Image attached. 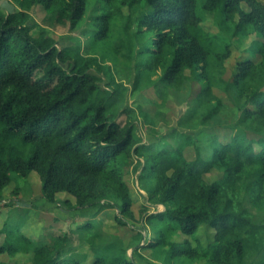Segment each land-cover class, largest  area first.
Instances as JSON below:
<instances>
[{
  "label": "trees",
  "instance_id": "trees-1",
  "mask_svg": "<svg viewBox=\"0 0 264 264\" xmlns=\"http://www.w3.org/2000/svg\"><path fill=\"white\" fill-rule=\"evenodd\" d=\"M17 1L23 10L43 8L49 27L67 23L75 28L90 8L93 28L85 32L88 58H83L77 51L79 42L76 50L59 49L46 29L28 24L24 11L9 14L0 7V201L14 178L35 173L46 202L55 203L64 193L74 199L73 204L63 201L70 211H84L101 201L117 200L120 211L115 219L126 225L122 215H131L134 200L125 161L135 157L143 162L140 177L149 185L148 200L163 206L145 220L154 229L148 246L164 249L165 264H254L249 263L253 253L264 256V225L253 221L240 199L242 194L254 204L264 202V4L144 0L152 11L136 15V0ZM242 3L248 13L241 11ZM123 8L130 11L126 18ZM206 14L213 15L216 32L201 25ZM133 23L137 28L130 31ZM252 33L258 38L244 51L232 78L224 80L231 41ZM98 53L101 63L93 57ZM109 54L115 64L120 55L130 67L135 56L141 58V65H133L134 86L142 77L150 79L160 72L152 81L160 94L201 81L190 112L179 120L182 127L192 125L191 132L221 108L220 102L212 101L213 90H222L237 111V121L220 131L221 139L214 138L213 155L202 160L196 149L190 160L169 144L157 148L153 142H139L127 119L128 88L111 77V67L105 64ZM93 69L110 77L107 88L100 87L102 78ZM202 110L208 114L199 116ZM212 168L223 177L207 184L202 175ZM201 226L213 231V241L205 247L189 240ZM0 233V264H6L1 256L15 255L19 241H10L15 233L6 227ZM175 237L183 238L177 242ZM67 241L64 234L50 245L36 247L29 261L82 264ZM92 264H106V257ZM111 264L135 263L117 257Z\"/></svg>",
  "mask_w": 264,
  "mask_h": 264
},
{
  "label": "rangeland",
  "instance_id": "rangeland-1",
  "mask_svg": "<svg viewBox=\"0 0 264 264\" xmlns=\"http://www.w3.org/2000/svg\"><path fill=\"white\" fill-rule=\"evenodd\" d=\"M1 1L12 5L13 12L24 11L28 14V24L46 29L48 35L56 41L57 48H70L73 51L76 50L75 43L79 42L80 49L77 51L81 57L88 58V55L84 54V47L89 40V36L85 32L87 29L93 28L90 8H87L75 28H71L67 23L49 27L45 23L46 12L43 8L35 6L30 10H23L17 0ZM256 1L264 4V0ZM134 8L136 15L139 12L149 14L152 11V8L144 0H136ZM240 9L244 13L249 12L248 6L244 3L240 4ZM121 14L126 18L130 15V11L123 8ZM201 25L207 31H217L214 17L211 14L204 16ZM136 28L137 24L133 23L130 31H134ZM257 38L258 35L252 33L245 37L238 36L231 41V52L223 65L224 80L232 78L236 64L245 56L244 51ZM68 53L70 52L67 51ZM93 57H98V62L101 63L99 53L94 54ZM113 58V55L109 54V57L105 59V64L111 67V77H114L116 81H122L128 88L125 106L130 113L127 119L134 125L136 139L141 143L153 142L157 148L169 144L172 149L179 148L183 156L185 155L190 160L195 158L196 149L202 160L206 161L210 158L214 153L212 141L221 139L223 133L220 131L233 127L237 121V111L224 92L220 89L213 90L212 103L220 102L221 108L215 115L206 119L207 124L199 125L196 130L191 132L190 126L192 125L182 127L179 120L190 112V102L195 93L200 90L203 84L201 81H188L179 90L168 88L160 94L152 84L160 72L150 79L146 76L142 77L134 86V66L142 64L141 58L135 56L134 66L131 65V67L128 61L120 55L117 64L114 63ZM93 72L102 78L99 82L100 87L107 88L111 82L110 77L104 75L100 69H93ZM185 73L190 75L189 70ZM113 85L109 87L112 88ZM206 114L208 111L202 110L199 116ZM168 134H172L173 137ZM166 136L167 138H164ZM186 136H189V139H186ZM125 162L127 170L125 179L134 200L130 209L131 215H122L126 225L118 223L115 219L120 211V203L117 200L101 201L98 205H92L84 211H70L63 201L69 199L73 204L74 199L71 196L60 193L57 195L55 203H48L43 199L41 183L35 173H31L26 179L14 178L2 192L0 232L6 227L15 233L10 236V241H19V247L18 252L13 256L2 255V261H5L6 264H31L29 258L36 247L50 245L55 239L66 234L68 237L67 246L73 249L76 256L80 257L82 264H92L101 256L106 257V264H111L117 257H125L135 264H165L164 249L148 246V242L153 238L154 229L145 220L147 215L163 210V206L153 204L148 200L149 185L143 182L140 177L143 168L142 159L133 157ZM222 177V171L212 168L202 175V180L211 184ZM240 199L253 221L264 225V202L254 204L248 196L242 194ZM262 235L263 238L264 230ZM182 238L175 237L177 242ZM3 239L4 235L0 233V243ZM189 240L192 244L197 241L205 247L212 243L213 231L206 226H201L196 232L195 238ZM263 258L264 256L257 251L251 255L249 263L253 261L254 264H260V260ZM193 264H204V262L198 261Z\"/></svg>",
  "mask_w": 264,
  "mask_h": 264
},
{
  "label": "water",
  "instance_id": "water-1",
  "mask_svg": "<svg viewBox=\"0 0 264 264\" xmlns=\"http://www.w3.org/2000/svg\"><path fill=\"white\" fill-rule=\"evenodd\" d=\"M0 7L3 8L4 10L7 11V13H12L13 12V6L7 3L6 1H1L0 2Z\"/></svg>",
  "mask_w": 264,
  "mask_h": 264
}]
</instances>
